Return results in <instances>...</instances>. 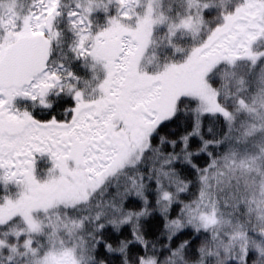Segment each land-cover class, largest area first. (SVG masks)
Masks as SVG:
<instances>
[{
    "label": "snow or ice",
    "instance_id": "snow-or-ice-1",
    "mask_svg": "<svg viewBox=\"0 0 264 264\" xmlns=\"http://www.w3.org/2000/svg\"><path fill=\"white\" fill-rule=\"evenodd\" d=\"M70 5L0 0V264H264V0Z\"/></svg>",
    "mask_w": 264,
    "mask_h": 264
},
{
    "label": "trees",
    "instance_id": "trees-1",
    "mask_svg": "<svg viewBox=\"0 0 264 264\" xmlns=\"http://www.w3.org/2000/svg\"><path fill=\"white\" fill-rule=\"evenodd\" d=\"M171 2V0H164V4L165 7H167V5ZM31 3L30 0H20V4L23 5V11H27L28 10V6ZM63 3H68L70 5V0H63ZM71 6V5H70ZM173 8H175V4H173ZM56 27L58 31H62L63 32V43H64V48L66 49L67 46V40L70 37V33L67 31L66 29V23H65V17L61 16L57 18V22H56ZM56 47V44H54ZM64 53H61V56ZM59 58V57H57ZM78 63V62H76ZM74 63V65L76 64ZM74 69H76V67H73ZM238 71L240 72H247V69L244 67H241L238 69ZM145 171L147 170L146 168L144 169Z\"/></svg>",
    "mask_w": 264,
    "mask_h": 264
},
{
    "label": "rangeland",
    "instance_id": "rangeland-1",
    "mask_svg": "<svg viewBox=\"0 0 264 264\" xmlns=\"http://www.w3.org/2000/svg\"><path fill=\"white\" fill-rule=\"evenodd\" d=\"M17 2L20 4V0H17ZM105 2H106V0H105ZM100 15H101L100 13H96V14H94V17L95 18H100ZM178 39H182V38L178 36ZM54 47H55V45H54ZM55 48H56V52L54 53V55L57 56V57H60L61 53H64L66 51V49L64 48L63 41H61L58 46L56 45ZM165 54H166V49L163 48L162 46L157 49V55H160L161 57H163ZM72 67H76V69H74V70H77L79 72V74L81 75L82 79H84V80L89 79V75L90 74H89L87 68L80 67L79 66V62L76 63L75 65L73 64ZM81 87H83V85H81ZM89 91H90V89H89ZM43 166L44 165L42 164V167Z\"/></svg>",
    "mask_w": 264,
    "mask_h": 264
},
{
    "label": "flooded vegetation",
    "instance_id": "flooded-vegetation-1",
    "mask_svg": "<svg viewBox=\"0 0 264 264\" xmlns=\"http://www.w3.org/2000/svg\"><path fill=\"white\" fill-rule=\"evenodd\" d=\"M43 161L41 160V167H42Z\"/></svg>",
    "mask_w": 264,
    "mask_h": 264
}]
</instances>
